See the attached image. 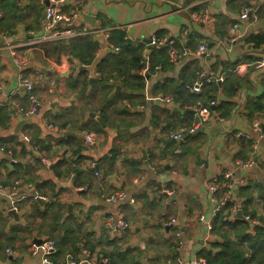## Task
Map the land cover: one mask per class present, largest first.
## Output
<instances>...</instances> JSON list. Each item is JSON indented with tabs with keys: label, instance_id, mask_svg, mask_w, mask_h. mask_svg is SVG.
Listing matches in <instances>:
<instances>
[{
	"label": "crops",
	"instance_id": "0c3cea01",
	"mask_svg": "<svg viewBox=\"0 0 264 264\" xmlns=\"http://www.w3.org/2000/svg\"><path fill=\"white\" fill-rule=\"evenodd\" d=\"M248 6L251 11L242 18ZM205 8L203 19L191 18ZM44 9L43 0H0V31L5 32L0 35V107L10 111L0 121V181L16 185L18 192L15 208L0 197V264L206 259V250L223 238L214 229L208 232L199 216L210 214L212 178L228 170L237 210L230 214L225 208L224 216L241 218V210V219L251 217L250 231L253 220L264 226V135L254 125L259 120L264 129V66L252 64L264 58V41L251 40L264 38V0H67L62 11L82 14L74 29L93 27L109 34L110 45L103 33L71 37L96 40L91 63L74 58L67 46L71 38L36 42ZM235 24L239 29L230 41ZM115 31L141 49V67L132 72L142 79L129 75L131 86L115 75L102 81V59L119 51L111 41ZM153 37L166 42L157 46L150 43ZM162 48L172 64L163 62ZM12 50L27 55L22 70ZM146 53L151 69L142 73ZM211 72L224 80L204 81L199 93L186 87ZM20 73L43 75L34 89L41 105L36 115L6 103ZM25 95L23 88L15 95L23 109L29 105ZM201 107L205 112L198 118ZM198 119L200 126L185 142L169 136ZM90 133L91 143L85 137ZM238 159L253 164L239 166ZM119 190L126 191L124 200H106ZM35 192L47 198H34ZM111 214L129 227L110 234ZM45 239L56 245L48 261L42 251H32Z\"/></svg>",
	"mask_w": 264,
	"mask_h": 264
},
{
	"label": "built area",
	"instance_id": "2783aa9c",
	"mask_svg": "<svg viewBox=\"0 0 264 264\" xmlns=\"http://www.w3.org/2000/svg\"><path fill=\"white\" fill-rule=\"evenodd\" d=\"M67 0H43L45 3V9H44V14H43V29H42V35L41 37L37 38L36 42H53L55 40H60V39H68L71 37H75L77 35L81 34H97V33H103V36L106 38L107 43L109 39V34L100 28H83V30L78 31L74 29V23L78 18L82 16L81 12L78 9L72 10L71 12H64L61 10V5H63ZM251 11V7H246L243 14L242 18H247L249 12ZM207 12V8L205 10H199L191 13V18L192 19H203L205 13ZM2 15V12L0 11V16ZM239 27L235 24L231 30H230V36L229 40L232 41L236 39V34L238 31ZM33 33V32H31ZM5 32L0 31V35L4 36ZM166 42L165 38L164 39H159V38H154L151 40L150 43L155 44L157 46L162 45ZM38 44V43H37ZM110 45V44H109ZM10 48H14L13 45L9 44ZM207 49L206 44H202L200 46V51L205 52ZM13 51V50H12ZM14 52V51H13ZM187 53V52H186ZM177 51L173 50L171 52V61L174 62L176 61V55ZM14 60L16 65L19 67L20 70H22L27 63L28 57L24 53H17L14 52ZM253 65L256 67H262L264 66V58L256 60L252 62ZM160 68V67H157ZM151 69V63L149 62V57L147 56V53L145 54V60H144V65L141 69L142 73H147ZM37 78L42 79L43 75L38 74V76L33 77L32 75L27 76L24 73L19 74L18 78V86L17 90L14 89L8 101V103L11 107H14L17 112H20L24 115H36L40 112V97L36 94L34 91L37 83ZM222 81L224 80L223 75L216 76L215 73L211 72L209 73V76L206 77L203 80H197L193 84L192 83H187L186 87L188 89H191L192 91L199 93L202 91L203 85L207 81ZM205 81V82H204ZM21 88H23L26 92V97L28 99L29 105L27 109H23L19 102L16 100L15 95L16 92L19 91ZM1 103V101H0ZM5 103V102H3ZM212 104L215 103V101L211 102ZM205 110L204 108H197L196 109V115L199 116L204 114ZM201 124V120H195L191 125L189 126H181L178 130H175L174 132H171L169 136L179 142H185L187 139L188 134H194L198 127ZM260 121H255V129L257 132H259L260 135H264V129L260 125ZM86 141L91 143L94 140V134L90 133L87 134L86 136ZM179 151V149H177ZM43 161L45 163H50V160L46 157L43 158ZM237 164L239 166L241 165H252L253 161L249 160H243V159H238ZM92 167L96 166V163L93 162L91 164ZM16 185L14 186H8L3 184L0 181V197H5L10 200L12 207L15 208L16 202L18 200V192L15 189ZM235 193H236V185L233 180V172L231 171H225L223 174L214 176L209 183V194H210V199L212 201V208L210 210V214L207 216L204 213L199 216L200 221L205 223L206 228L208 232L213 231V223L215 218L218 216L219 212H221L226 205L231 202L232 207L230 208V214L231 212L234 214L236 213L237 210V202H235ZM127 197V193L125 190H119L113 193L108 194L106 197V200L108 202H117L120 200H124ZM34 198L44 200L47 197L35 192L34 193ZM247 220H250V216H246ZM107 223L109 224V232L110 234H114L115 232L119 230H124L125 228L129 227V223L124 220L123 218H116L115 214H111L107 218ZM253 223L255 224L256 221L253 220ZM259 225V224H258ZM178 234H181L180 232ZM56 249V245L54 240L52 239H45L42 244L34 245L32 247L33 253H37L39 251H42L45 256V260H49V255H51ZM12 249L9 248L8 252H11ZM166 264H207V260L204 257H196L193 258L192 260H184L180 256H176L173 259H169Z\"/></svg>",
	"mask_w": 264,
	"mask_h": 264
},
{
	"label": "trees",
	"instance_id": "16d2710c",
	"mask_svg": "<svg viewBox=\"0 0 264 264\" xmlns=\"http://www.w3.org/2000/svg\"><path fill=\"white\" fill-rule=\"evenodd\" d=\"M124 35L121 31L112 32L111 41L119 48V51L111 52L102 59L100 71L106 75L102 79L104 82H106L107 77L115 75L123 77L124 85L131 86L133 83L129 80V75L142 79L141 76L135 77L132 72V70L140 69L142 53L140 47L131 46ZM251 40L258 44L264 41V38L251 36ZM67 46H70L74 58L80 62L91 63L98 43L91 36H80L69 39ZM159 53L163 56L164 63L172 64L166 48H162ZM105 87H107L106 84L103 88L107 89ZM9 114L8 107H0V121L2 123L9 117ZM231 207V202H229L225 208H229L230 211ZM223 210L219 212L213 223V229L222 236L223 240L214 243V248L207 249L204 253L209 264H264V226L254 224L252 232L249 230L251 224L248 220L235 218L231 221L228 216H224ZM223 227L230 230H223ZM216 245L220 247L218 251H215Z\"/></svg>",
	"mask_w": 264,
	"mask_h": 264
},
{
	"label": "water",
	"instance_id": "95a60500",
	"mask_svg": "<svg viewBox=\"0 0 264 264\" xmlns=\"http://www.w3.org/2000/svg\"><path fill=\"white\" fill-rule=\"evenodd\" d=\"M0 41H1V39H0ZM117 89H120V85L118 84L117 86ZM12 213L15 215V216H17V214L14 212V211H12ZM237 217H241V218H243V215H242V211L241 210H238V212H237Z\"/></svg>",
	"mask_w": 264,
	"mask_h": 264
}]
</instances>
